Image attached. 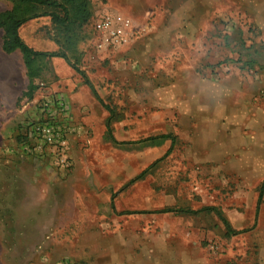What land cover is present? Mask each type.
Returning <instances> with one entry per match:
<instances>
[{
    "label": "rangeland",
    "instance_id": "374dc122",
    "mask_svg": "<svg viewBox=\"0 0 264 264\" xmlns=\"http://www.w3.org/2000/svg\"><path fill=\"white\" fill-rule=\"evenodd\" d=\"M90 4V21L69 39L49 15L38 14L20 28L34 49L64 50L69 57L41 58L42 74L32 92L23 55L3 50L0 28V264H264V204L254 210L250 204L257 181L238 172L219 173L205 163L181 184L182 190L210 196L215 206L228 210L234 232L213 210L142 212L166 204L153 198L148 183L158 179L174 185L173 178L189 167L184 151L178 149L162 164H170L162 177L135 179L149 150H125L122 143L114 145L112 135L95 130L97 117H104L106 126L113 111L131 122L145 116V108L132 106L131 87L141 94L142 87L164 85L192 67L210 69L222 80L240 70L239 53L243 60L264 54V28L256 27L264 26V0ZM11 7L10 0H0V12ZM106 10L132 18L135 32L128 44L114 47L102 40L96 22ZM246 73L262 88L251 100L253 115L264 113V67ZM88 82L100 97L97 107L87 100ZM58 96L69 105L59 119L69 128L66 166L56 163L48 146L44 153L23 148L39 104ZM98 184L111 188L118 212L102 197L101 202L89 198Z\"/></svg>",
    "mask_w": 264,
    "mask_h": 264
},
{
    "label": "crops",
    "instance_id": "0c3cea01",
    "mask_svg": "<svg viewBox=\"0 0 264 264\" xmlns=\"http://www.w3.org/2000/svg\"><path fill=\"white\" fill-rule=\"evenodd\" d=\"M256 27L259 30L264 28L260 23H256ZM250 58H254L252 64L245 62L248 58L243 60L241 57L240 70L224 76L222 80L214 79L210 69L204 71L192 67L174 74L164 85L142 87L141 94L135 93L136 90L131 87L135 102L132 106L145 108L147 111L140 120L133 119L131 122L125 115L124 118L116 117L117 113L113 111L110 113L114 118L110 120L109 131L104 124V117H97V134L106 136L109 133L114 145L118 142L122 143L125 150H149L142 158L144 165L138 170L140 173L137 176L145 171L141 179L160 176L170 167V164H162L174 157L178 149L184 151V162L189 167L182 176L173 178L174 185L170 187L157 182L158 179L148 183L152 186L149 190L153 198L157 197L166 204L142 212L156 213L166 208L199 212L215 206L212 197L204 194V197L196 196L182 190L181 186L191 178L190 171L205 163L219 173L238 172L245 179L257 181L250 204L253 210L264 204V113L257 111L253 115L254 107L251 102L262 88L248 79L246 73L248 70L256 71L264 67V54L258 53ZM84 91L88 93L87 100L94 107L99 106L100 99L93 91H88L85 87ZM122 122L124 127L120 126ZM49 184L52 186L53 183ZM94 187L98 189H91L89 198H98L100 201L102 197L105 205L111 203L118 212L115 199L111 198V188H103L99 184ZM220 209L228 217V210ZM38 218L44 216L38 215Z\"/></svg>",
    "mask_w": 264,
    "mask_h": 264
},
{
    "label": "trees",
    "instance_id": "16d2710c",
    "mask_svg": "<svg viewBox=\"0 0 264 264\" xmlns=\"http://www.w3.org/2000/svg\"><path fill=\"white\" fill-rule=\"evenodd\" d=\"M12 7L0 12V28L3 30V43L2 48L6 53H12L19 50L23 55L24 64L27 70V76L29 78L28 91H35L37 88L34 85V79L38 78L42 74L43 67L39 63L41 58L48 57H63L69 60L68 55L64 50L47 52L36 50L28 45L20 34V28L30 18L38 16V14L49 15L53 23L59 27L62 31L67 33L68 39L74 34L76 29H83L84 26L90 21L92 17L91 0H10ZM37 7H44L43 13H38L35 9ZM246 43L243 42V46ZM250 49L253 48L249 45ZM243 54L240 53V59ZM252 57V55H251ZM247 59L245 62L252 64L254 58ZM239 59V60H240ZM256 61V59H255ZM73 67L79 72V68L73 64ZM81 73V72H80ZM93 90V93L100 99L96 93L95 88L88 82ZM110 121H108V129H110ZM145 171L142 172L135 179H138L144 175ZM262 188V187H261ZM263 192V188H262ZM261 204V198L260 203ZM258 205V206H259ZM204 210H213L222 219L227 229L230 232H234L233 226L229 221L228 217L221 211L218 206L207 207ZM172 211H190L185 209H172L166 208L159 212H172ZM191 212V211H190ZM195 212V211H192Z\"/></svg>",
    "mask_w": 264,
    "mask_h": 264
},
{
    "label": "built area",
    "instance_id": "2783aa9c",
    "mask_svg": "<svg viewBox=\"0 0 264 264\" xmlns=\"http://www.w3.org/2000/svg\"><path fill=\"white\" fill-rule=\"evenodd\" d=\"M96 30L104 43L114 47L128 44L135 32L132 18L119 10L103 12L96 22ZM38 110V120L25 134L27 140L23 142L24 150L27 153H44L48 146L57 155L58 165H68V143L66 141L69 128L59 121L60 117L66 115L69 110L67 100L62 96L45 99L39 104Z\"/></svg>",
    "mask_w": 264,
    "mask_h": 264
}]
</instances>
